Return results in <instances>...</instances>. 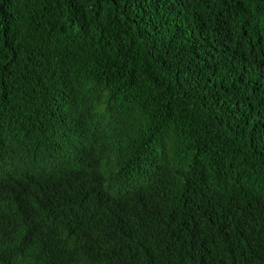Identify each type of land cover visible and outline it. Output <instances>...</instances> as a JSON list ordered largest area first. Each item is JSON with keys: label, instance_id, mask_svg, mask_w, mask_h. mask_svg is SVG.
Here are the masks:
<instances>
[{"label": "trees", "instance_id": "obj_1", "mask_svg": "<svg viewBox=\"0 0 264 264\" xmlns=\"http://www.w3.org/2000/svg\"><path fill=\"white\" fill-rule=\"evenodd\" d=\"M0 264H264V0H0Z\"/></svg>", "mask_w": 264, "mask_h": 264}]
</instances>
